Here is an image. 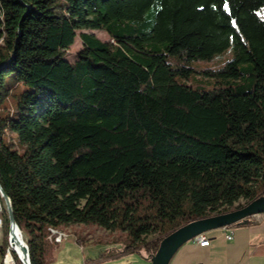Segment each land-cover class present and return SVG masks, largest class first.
Listing matches in <instances>:
<instances>
[{"label":"trees","instance_id":"obj_1","mask_svg":"<svg viewBox=\"0 0 264 264\" xmlns=\"http://www.w3.org/2000/svg\"><path fill=\"white\" fill-rule=\"evenodd\" d=\"M0 186L31 264L63 224L124 231L150 258L264 194V0H0Z\"/></svg>","mask_w":264,"mask_h":264},{"label":"rangeland","instance_id":"obj_2","mask_svg":"<svg viewBox=\"0 0 264 264\" xmlns=\"http://www.w3.org/2000/svg\"><path fill=\"white\" fill-rule=\"evenodd\" d=\"M93 32L101 39H110L104 29H86ZM81 46L79 34L69 46L66 57L73 62L76 58V51ZM232 49L224 53H217L209 60H198L194 62L196 70L206 67H213L222 63L232 56ZM195 77L203 78V73H195ZM245 198L240 197L233 205L244 202ZM7 213L3 197L0 195V215ZM3 226L0 228V240L2 239ZM58 235L65 237L61 242H54L51 250L47 253L45 264H151L147 258L143 246L125 250L128 244L126 232L121 230H108L94 223H69L58 226L53 230ZM23 234V233H22ZM156 233L151 232L145 237L152 238ZM9 237V232H8ZM24 237V235H23ZM25 240V237L23 238ZM1 261V258H0Z\"/></svg>","mask_w":264,"mask_h":264},{"label":"crops","instance_id":"obj_3","mask_svg":"<svg viewBox=\"0 0 264 264\" xmlns=\"http://www.w3.org/2000/svg\"><path fill=\"white\" fill-rule=\"evenodd\" d=\"M231 230L230 239L224 227L205 231L207 245L194 238L187 240L168 264H264V215L232 224Z\"/></svg>","mask_w":264,"mask_h":264},{"label":"water","instance_id":"obj_4","mask_svg":"<svg viewBox=\"0 0 264 264\" xmlns=\"http://www.w3.org/2000/svg\"><path fill=\"white\" fill-rule=\"evenodd\" d=\"M0 195L4 199L9 221V246L20 245L24 252L23 257L18 256L20 261L22 264H31L26 240H23L18 235L22 231L15 221L10 198L1 186ZM256 212H264V194L248 201L240 207L187 221L161 238L156 251L149 256L151 264H168L170 258L179 246L187 240L193 239L197 234L204 233L212 228L235 224ZM12 249L15 251L14 247Z\"/></svg>","mask_w":264,"mask_h":264},{"label":"built area","instance_id":"obj_5","mask_svg":"<svg viewBox=\"0 0 264 264\" xmlns=\"http://www.w3.org/2000/svg\"><path fill=\"white\" fill-rule=\"evenodd\" d=\"M261 215H264V212L252 213L249 216H247V218L248 219H254V218H257ZM1 224H2V218L0 215V228H1ZM224 228H226L228 231L226 233V238L230 239L232 237L231 225H225ZM0 237H1V235H0ZM49 238L51 240H53L54 242H60L63 239H65V237H62V236L58 235L57 233H52V232H49ZM194 239H197V241L199 242L200 245H207L209 243V238L205 235V233L197 234L194 237ZM12 250L13 249H12V247L9 246V242H8L5 253L3 255L2 264H16L15 257L12 253ZM16 255H17V253H16Z\"/></svg>","mask_w":264,"mask_h":264},{"label":"bare ground","instance_id":"obj_6","mask_svg":"<svg viewBox=\"0 0 264 264\" xmlns=\"http://www.w3.org/2000/svg\"><path fill=\"white\" fill-rule=\"evenodd\" d=\"M223 227H224V226H223ZM54 233H56V232H54ZM18 235L23 239V237H22V232H19ZM12 247L15 248V252L17 253V255H18L19 257H23L24 252H23L22 248L20 247V245H18V244H16V245H12Z\"/></svg>","mask_w":264,"mask_h":264},{"label":"snow or ice","instance_id":"obj_7","mask_svg":"<svg viewBox=\"0 0 264 264\" xmlns=\"http://www.w3.org/2000/svg\"><path fill=\"white\" fill-rule=\"evenodd\" d=\"M225 7L227 8V5H225Z\"/></svg>","mask_w":264,"mask_h":264}]
</instances>
